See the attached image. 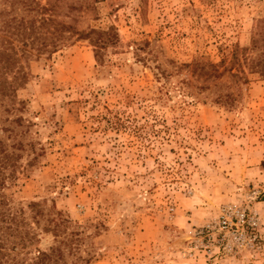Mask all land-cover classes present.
<instances>
[{
    "label": "rangeland",
    "instance_id": "rangeland-1",
    "mask_svg": "<svg viewBox=\"0 0 264 264\" xmlns=\"http://www.w3.org/2000/svg\"><path fill=\"white\" fill-rule=\"evenodd\" d=\"M80 1L78 29L113 26L118 41L100 61L74 37L33 52L20 60L16 109L0 107L4 143L30 139L38 152L28 165L33 152L21 151L8 191L69 220L55 239L40 232L38 247L64 236L66 264H264L184 255L189 232L261 186L245 172L264 166V76L250 67L264 51V0L66 4ZM16 116L27 131L7 136Z\"/></svg>",
    "mask_w": 264,
    "mask_h": 264
},
{
    "label": "trees",
    "instance_id": "trees-1",
    "mask_svg": "<svg viewBox=\"0 0 264 264\" xmlns=\"http://www.w3.org/2000/svg\"><path fill=\"white\" fill-rule=\"evenodd\" d=\"M63 5H66L64 14L61 12ZM83 7L81 1L76 5L72 2L66 4V0H0L1 111L11 113L16 109L17 82L26 75L21 59L33 52L50 55L74 37L88 40L94 57L100 61L102 51L118 41V33L113 26L106 30L78 29L72 11ZM63 17L69 21L64 22ZM257 41L258 38H253V42ZM239 50L241 48L237 46L232 49V65L236 63ZM250 67L264 76V51L256 61L251 60ZM6 121L7 126L1 129L8 131L7 136L15 129L20 131L19 137L27 131L21 116L7 118ZM25 150L33 152L26 161L30 165L38 155L30 139L4 143L0 138V264H66V256L73 248L70 240L62 235V239L47 250L40 249L38 242L40 232L50 233L54 239L61 236L69 220L54 205L45 210L37 200L22 204L8 191L17 173L25 168L21 162V151Z\"/></svg>",
    "mask_w": 264,
    "mask_h": 264
},
{
    "label": "built area",
    "instance_id": "built-area-1",
    "mask_svg": "<svg viewBox=\"0 0 264 264\" xmlns=\"http://www.w3.org/2000/svg\"><path fill=\"white\" fill-rule=\"evenodd\" d=\"M241 195L238 202L221 205L216 218L207 220L188 233L189 245L184 255H202L213 263L264 259L262 217L253 207V203L263 196V190L251 186L243 190Z\"/></svg>",
    "mask_w": 264,
    "mask_h": 264
},
{
    "label": "crops",
    "instance_id": "crops-1",
    "mask_svg": "<svg viewBox=\"0 0 264 264\" xmlns=\"http://www.w3.org/2000/svg\"><path fill=\"white\" fill-rule=\"evenodd\" d=\"M261 160L264 161V157H261ZM251 163H253V165L251 167L247 168V170H246L247 172H245V175H247L249 173L250 175H253V176L252 177L248 176L246 179H255L258 183H260L261 186L259 188H261L263 190V196L262 197H264V166H262V164H261L262 162L259 164H254V162L251 161ZM253 207L255 208V210L258 213H260V216L263 219L262 220L263 227H262L261 232H262V237L264 238V216H263V214H264V211H263L264 200L254 202Z\"/></svg>",
    "mask_w": 264,
    "mask_h": 264
}]
</instances>
